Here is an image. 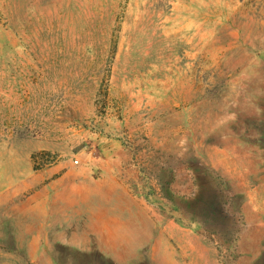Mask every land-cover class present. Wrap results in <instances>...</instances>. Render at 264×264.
Listing matches in <instances>:
<instances>
[{
	"label": "rangeland",
	"instance_id": "374dc122",
	"mask_svg": "<svg viewBox=\"0 0 264 264\" xmlns=\"http://www.w3.org/2000/svg\"><path fill=\"white\" fill-rule=\"evenodd\" d=\"M101 167L158 248L91 250L107 187L56 182ZM113 258L264 264V0H0V264Z\"/></svg>",
	"mask_w": 264,
	"mask_h": 264
},
{
	"label": "crops",
	"instance_id": "0c3cea01",
	"mask_svg": "<svg viewBox=\"0 0 264 264\" xmlns=\"http://www.w3.org/2000/svg\"><path fill=\"white\" fill-rule=\"evenodd\" d=\"M100 172L102 178L99 179L98 182L90 177H85L82 180L76 181L70 171L64 172L60 179H58L59 182H56L58 185V199H65L69 191L68 186H76L75 190H73L76 193L90 192L86 187L88 185L107 187V189L104 190L107 197L104 198L103 204H101V200L96 203L91 202L89 199L94 197L93 194H91L93 197H88L89 202L95 203L88 205L91 207L90 212H92L93 215L94 213L97 214L100 222L104 224L98 233L91 236L94 239H98L95 243L97 246L93 244L91 250L95 247L97 248L100 244L97 249L99 253L104 252V243H106L113 246L114 251L115 249L117 251V249H122L123 244L121 239L125 238L130 240L141 239L148 242L152 250L158 248L162 244L161 241L165 239L166 227L161 223L166 221V216L162 215L160 211L154 210V207L159 206L161 208L163 207V203L154 204L153 201L138 199L130 190L129 185L124 181L121 172H112L108 167H101ZM94 207H96V209H94ZM138 220L140 222H138ZM142 222H147L150 225L148 227H146L147 225L143 227L139 224ZM158 224L161 225L162 230L157 238V236L154 237V229L155 225ZM113 262L115 263L112 264H125L124 259L120 258L114 259Z\"/></svg>",
	"mask_w": 264,
	"mask_h": 264
},
{
	"label": "trees",
	"instance_id": "16d2710c",
	"mask_svg": "<svg viewBox=\"0 0 264 264\" xmlns=\"http://www.w3.org/2000/svg\"><path fill=\"white\" fill-rule=\"evenodd\" d=\"M148 200H149V201H153V200H150V199H148ZM163 207H165V206H163ZM169 212L172 213V214H174V215H176V209H174V208H171V207H170Z\"/></svg>",
	"mask_w": 264,
	"mask_h": 264
},
{
	"label": "built area",
	"instance_id": "2783aa9c",
	"mask_svg": "<svg viewBox=\"0 0 264 264\" xmlns=\"http://www.w3.org/2000/svg\"><path fill=\"white\" fill-rule=\"evenodd\" d=\"M73 164L78 166V165H80V161L78 159H76V160L73 161Z\"/></svg>",
	"mask_w": 264,
	"mask_h": 264
}]
</instances>
